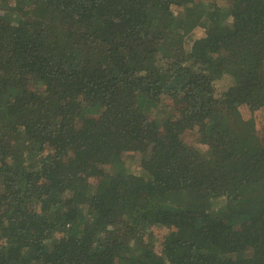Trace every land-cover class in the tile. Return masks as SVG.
<instances>
[{
	"label": "trees",
	"instance_id": "trees-1",
	"mask_svg": "<svg viewBox=\"0 0 264 264\" xmlns=\"http://www.w3.org/2000/svg\"><path fill=\"white\" fill-rule=\"evenodd\" d=\"M242 106L264 0H0V264H264Z\"/></svg>",
	"mask_w": 264,
	"mask_h": 264
},
{
	"label": "rangeland",
	"instance_id": "rangeland-1",
	"mask_svg": "<svg viewBox=\"0 0 264 264\" xmlns=\"http://www.w3.org/2000/svg\"><path fill=\"white\" fill-rule=\"evenodd\" d=\"M171 101L173 102V100ZM173 105L178 107L179 103H174ZM232 108L233 106L230 107V109ZM239 110L240 111L238 112L240 113L242 117V122L241 124H239V126L237 125V129H239L240 131H243L244 133L248 132L250 136L253 135L255 140L264 142V117L259 118L257 117V115L250 114L246 106L240 107ZM184 140L185 142L189 144H193L195 141H197L195 132L193 131L186 132V134L184 135ZM136 165H139V162H136ZM93 181L94 183H97L98 180L94 179ZM158 233L163 234V231L158 230Z\"/></svg>",
	"mask_w": 264,
	"mask_h": 264
}]
</instances>
